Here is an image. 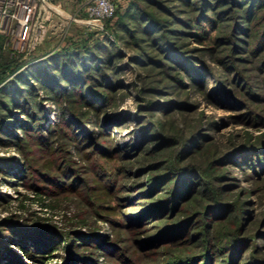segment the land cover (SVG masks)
Returning a JSON list of instances; mask_svg holds the SVG:
<instances>
[{"label": "rangeland", "instance_id": "obj_1", "mask_svg": "<svg viewBox=\"0 0 264 264\" xmlns=\"http://www.w3.org/2000/svg\"><path fill=\"white\" fill-rule=\"evenodd\" d=\"M114 2L117 13L103 21L102 29L70 23L35 38L37 28L45 26V11L38 9L32 18L21 50L31 47L25 54L28 61L11 75L23 67L33 73L37 62L67 48H73L66 52L72 56L74 45L88 36L100 37L102 44H110V63L104 69L114 90L97 88L106 98L94 101L95 110L85 102L92 100L89 94L83 102L71 94V81H59L56 75L54 88L63 92L56 99L33 77L28 80L31 89L23 85L27 110L43 117L40 132L48 145L37 143L38 134L19 129L17 121L9 129L13 134H0L10 141L0 142V264H171L179 254L189 262L206 251L209 264H230L227 251L234 240V261L264 264V50L252 51L260 27H252L250 41L241 43L245 48L238 54L228 43L214 40L221 33L228 36L227 28L207 30L201 41L189 34L174 37L206 73L200 87L179 66L139 64L135 40L114 26L121 19L147 46L140 11L154 12L179 31L184 27L169 13L194 16L197 1ZM75 6L77 2L66 1L71 11ZM19 53L0 47V61ZM43 69L50 71L51 63L45 62ZM67 69L73 75L72 66ZM174 75L182 76L181 84ZM215 87L223 91L212 94ZM73 117L84 128L76 133L84 140L75 134L76 125L67 126ZM104 123L106 135L100 137ZM142 125L164 138L150 136L138 153L130 145L139 140ZM149 147L153 152H147ZM157 163L158 168L151 165ZM176 172L195 186L196 201L183 203L174 217L151 208L160 204L157 199ZM207 193L218 197L221 206L208 208L212 196ZM177 223L182 224L178 235L172 231Z\"/></svg>", "mask_w": 264, "mask_h": 264}, {"label": "trees", "instance_id": "obj_2", "mask_svg": "<svg viewBox=\"0 0 264 264\" xmlns=\"http://www.w3.org/2000/svg\"><path fill=\"white\" fill-rule=\"evenodd\" d=\"M186 4L191 5L192 0H182ZM197 1L195 3V9L196 14L191 17H182L175 12H170L169 14L173 17H176L178 20V23L182 25L184 28L181 30H175V28H172L168 25H165V23H168V20L160 19L158 18L154 12H149L146 10L140 11V17L142 19L140 24V30L141 33L145 34L147 36V39L145 44L147 46H142L140 43L141 40L144 38L134 36L132 34L131 29L129 28L128 24L122 22V20H116L114 22V26L116 29H119L120 31L126 32L129 34V37H133L135 40V43L133 44L136 49H138V57L134 58L136 61L143 65L144 67H151L154 65H159L158 67H164L165 65L173 66H179L180 68L184 69V71L187 73L188 77L191 79L192 82H194L197 86L202 87V79L206 77V73L201 71L200 67H196V63L187 57L183 51V44L176 42L174 37H181L182 35H192L194 36L198 41L203 40L207 38V30H217L219 27L222 29L227 28L229 34L226 36V34H219L216 35L214 40L217 42L221 41V44L228 43L233 48V52L235 54L243 52L241 49H244L245 47L242 46L241 43H248L250 41V37L252 36V27L253 26H259L260 30L255 34V40L253 47V53H256L262 49L264 50V0H195ZM160 5V6H159ZM158 6L163 7V5L160 3ZM117 13V11H116ZM115 13V14H116ZM109 19H106V21ZM105 21V22H106ZM109 26V25H108ZM199 27L201 31L198 30ZM178 31V32H177ZM89 40H84L80 45L76 44L74 45V51L73 52V59L72 56L66 55L67 51H73V48L69 50L63 49L62 51L57 52L53 56H50L49 58L37 62L36 65L39 66L37 68H34V74L28 67H23L13 75H11L16 69L20 68L21 65L25 64L28 61V58H26L27 55L26 52L31 47L29 45H26L27 47L25 50L18 54L17 58L12 59H2L0 61V134L8 135L13 134L9 132V129L13 128L14 122H19L18 127L21 128L24 132L26 130L31 129L33 134H38L36 137L37 143L42 145H48L45 142V139L42 137V134L40 132L41 128V120L42 116H35L36 114L31 111L27 110L28 106L25 102L24 98V91H23V85L30 88V84L28 80L33 77L34 80H37L43 87H45L47 90L52 91L54 93V97L56 99V96H63V92L61 90H55L54 83H53V77L56 75L58 77V80H66L71 81V87L69 88L72 95H77L81 99H85V96L87 94L90 95V98L92 100L85 102L90 106L94 107L95 110L98 108H95V105L93 104L95 100L100 98L102 101L105 100L103 96L104 93L98 92V87H105L109 90L113 89V84L111 80V74L110 72H107V70L104 69L106 64L108 65L110 63L111 58V52H110V44H102V40L100 41V37L91 38L90 36ZM135 37V38H134ZM93 39L92 42L90 40ZM2 40V36H0V42ZM106 41H110L106 37ZM29 42H27L28 44ZM111 43V42H110ZM30 44V43H29ZM150 49V50H148ZM247 50V49H246ZM100 51L103 53V55H106L107 57L104 59L103 55L100 54ZM153 51H156L160 53V55H155ZM25 55V56H24ZM235 57V56H234ZM239 57V56H237ZM244 57V56H243ZM242 57V58H243ZM1 59V57H0ZM69 61V64H66V62ZM168 61V62H167ZM50 62L52 69L49 71L43 69L44 63ZM87 63L86 67H83L84 64ZM162 63V64H161ZM168 63V64H166ZM262 63V69L264 71V58L261 61ZM35 65V66H36ZM41 65V67H40ZM72 66V69H74V73L72 74H66V71H70L67 69V67ZM198 66V65H197ZM191 67V68H190ZM82 68V69H81ZM97 72V74H93ZM29 72L31 74H29ZM84 74L82 75V73ZM99 73V74H98ZM33 76H30L32 75ZM9 75H11L9 77ZM98 75V76H96ZM7 76L9 77L8 79ZM176 81L178 84L182 83V76L181 75H174L171 77ZM201 78V80H200ZM80 80V81H79ZM223 87V85H222ZM31 89V88H30ZM219 88L215 87V89L211 90V93H220L218 90ZM204 90V89H203ZM225 92V91H224ZM69 96V95H67ZM70 97V96H69ZM67 99H73V101H76L77 99L74 98H67ZM78 101V100H77ZM24 113L26 117L24 118H18L19 113ZM76 114V113H75ZM108 119V118H107ZM67 126H74L75 127V134L80 131V128L84 130L83 126H81L80 122H78L76 119L66 121ZM78 123V124H77ZM116 125V124H114ZM105 127L107 128L108 125L104 123L102 125L99 135L103 136L106 134L104 133ZM142 132L139 135V140H137L136 143H131V147L138 151H142V144L144 141H146L150 136H156L157 138L163 139L162 134H151L152 128H147L148 126L142 125ZM109 129H111L109 127ZM16 134V133H14ZM78 136V139L84 140V137L82 139L79 137V135L82 134H76ZM14 137L15 135H11ZM83 136V135H82ZM41 138H43L41 140ZM5 139V140H2ZM15 139H18L16 137ZM94 138L89 139L91 142H95L93 140ZM166 141L168 139H165ZM97 141V140H96ZM165 141V142H166ZM0 142H10L6 138L0 137ZM148 141H146L147 143ZM98 144L100 142H95L94 144ZM159 146V145H155ZM154 147H149L147 152L151 153L153 152ZM137 153V155H138ZM187 155L190 153L188 150L185 152ZM184 159V158H183ZM152 166L158 168L157 164H151ZM172 164L169 165V167ZM178 170V169H177ZM179 172V171H178ZM177 173V172H176ZM175 173V174H176ZM182 173V172H179ZM178 174V173H177ZM175 175V177L168 178L170 180V187L165 188L163 191L164 195L157 199L155 205L151 208H160L163 210H166L164 214H172V216L175 217V215L181 211L183 203H186V205L189 204V206L196 201L195 198H193V194L195 193V186L190 183L188 180H186V177L183 178L180 174ZM168 175V174H165ZM163 175V176H165ZM158 176H161L159 174ZM160 190L163 189V187L159 188ZM202 195L205 194L206 191H201ZM209 196H212V204H209L208 208H216L217 206H221V202L218 200V197H215V195L212 193H207L206 197L209 198ZM156 200V199H155ZM220 204V205H219ZM160 205V206H159ZM223 205V204H222ZM225 206V205H224ZM186 208H184L185 210ZM145 211H147V207L144 208ZM209 211V209L207 210ZM210 212L207 213L208 217L210 216ZM193 215H197L196 210ZM178 222H184V219L179 220ZM174 225V224H173ZM180 225L182 224H176L174 225L176 228L172 229H179ZM207 226V225H205ZM169 228L167 231L171 230L172 225L168 226ZM177 230H172L178 233ZM166 231V232H167ZM165 232V233H166ZM165 233H162L160 236L165 235ZM175 234V233H174ZM183 240V239H182ZM180 240V241H182ZM178 241V242H180ZM33 242H35L37 245L38 240L33 239ZM38 242V243H37ZM234 242L228 247V256L229 258H232V262L230 264H239L237 261H234L236 257H233L232 252L235 245ZM40 245V244H39ZM38 245V246H39ZM41 247V246H40ZM43 251L41 248L39 251ZM37 251V252H39ZM226 253V251H224ZM237 252V251H236ZM203 258L189 261L186 255L179 254L176 258L179 259L178 262H173L171 264H187L193 262H196L197 264H209V255L208 251L202 253ZM236 255V254H235ZM175 258V257H174ZM230 260V259H229ZM242 263V262H241ZM251 264H254V261L251 262Z\"/></svg>", "mask_w": 264, "mask_h": 264}, {"label": "built area", "instance_id": "obj_3", "mask_svg": "<svg viewBox=\"0 0 264 264\" xmlns=\"http://www.w3.org/2000/svg\"><path fill=\"white\" fill-rule=\"evenodd\" d=\"M67 0H0V47L21 51L26 44L28 28L35 12L45 11V26L37 28L34 37L41 38L51 28L77 23L102 29L103 21L113 17L117 10L114 0H69L77 2L74 11L66 7Z\"/></svg>", "mask_w": 264, "mask_h": 264}]
</instances>
